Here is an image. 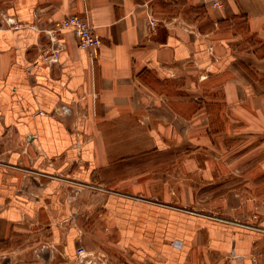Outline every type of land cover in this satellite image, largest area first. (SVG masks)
Listing matches in <instances>:
<instances>
[{"label": "crops", "instance_id": "1", "mask_svg": "<svg viewBox=\"0 0 264 264\" xmlns=\"http://www.w3.org/2000/svg\"><path fill=\"white\" fill-rule=\"evenodd\" d=\"M222 3L0 0V264H264V0ZM234 192L239 226L179 207Z\"/></svg>", "mask_w": 264, "mask_h": 264}, {"label": "rangeland", "instance_id": "2", "mask_svg": "<svg viewBox=\"0 0 264 264\" xmlns=\"http://www.w3.org/2000/svg\"><path fill=\"white\" fill-rule=\"evenodd\" d=\"M28 146H29V141L26 138V141L24 142V148L21 149V151L25 153ZM9 150L11 149L5 147V151H9ZM203 151H206V155L211 156L214 162L221 161V158L223 157L225 158V154H224L225 149H222L224 153H220L218 149H217V152H215V150L211 152L208 149H203ZM204 175L205 174L202 175L203 178L200 180L174 181L177 185H173V186L177 187L178 184L180 185L184 184V185H188L191 187L194 186L196 188H209V187H214V186H224L229 189L228 191L235 190L237 187L243 186L242 181L238 180L239 175L236 176L235 171H232V173H230V175H233V177H237L234 179L229 178V174H228L229 179L210 181L207 178H204ZM235 193L236 192H234V195H217V196L216 195L215 196L200 195V196L193 197V199L195 198L194 201L189 200V202L183 203L184 205L181 204V202L179 201V205H180L179 207H181L180 209H183L196 217L204 218L205 220H210V221L217 222V223H223L226 225H229L230 223H232L231 225L234 224V225L239 226V223H242L240 222L242 221V217H239V202L240 204H246V201L248 198L239 197V194H235ZM172 197L173 196H170L167 199L169 201L168 204L173 203V201L171 200ZM145 198L147 199V201L151 200V197L133 196V199L144 200ZM173 198H175V196ZM249 216H251V211H248V215L246 217H249ZM246 217L244 216L245 220H247ZM82 250L85 251L84 249ZM113 251H119V249L116 248ZM99 257L101 259L94 258V261L98 262L99 264H124L125 263L123 259L116 258L114 262L113 260L109 261L105 259L104 256H99ZM91 261H93V259H91Z\"/></svg>", "mask_w": 264, "mask_h": 264}, {"label": "built area", "instance_id": "3", "mask_svg": "<svg viewBox=\"0 0 264 264\" xmlns=\"http://www.w3.org/2000/svg\"><path fill=\"white\" fill-rule=\"evenodd\" d=\"M199 1L204 6L213 9L222 10L224 8L222 0ZM147 22L149 29H153L155 27L156 21L150 14L147 15ZM58 29L67 30L74 34L77 39L78 48L88 54L93 65L97 59L101 41L99 36L95 33L94 28L90 25L89 20L86 17L69 16L60 21ZM47 34L51 36V32H47ZM79 255L81 257L87 256L82 249H79ZM86 264H98V262L94 261V259L91 261L90 259Z\"/></svg>", "mask_w": 264, "mask_h": 264}]
</instances>
